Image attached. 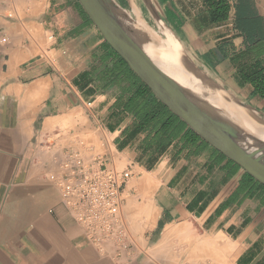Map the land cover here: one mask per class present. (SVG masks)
Listing matches in <instances>:
<instances>
[{"label": "crops", "instance_id": "crops-1", "mask_svg": "<svg viewBox=\"0 0 264 264\" xmlns=\"http://www.w3.org/2000/svg\"><path fill=\"white\" fill-rule=\"evenodd\" d=\"M13 1L0 0V264H264V185L202 138L174 141L160 155L139 146L143 135L124 143L133 117L115 104L119 87L99 75L97 57L112 54L78 1L46 0L36 17L18 22L5 14ZM153 2L199 68L264 113V98L232 62L246 49L237 13L264 27V0H227L221 21L202 0ZM88 134H111L118 162L132 171L122 213L135 247L125 263L86 242L44 174ZM107 142L94 157L115 163ZM145 172L155 182L149 196Z\"/></svg>", "mask_w": 264, "mask_h": 264}, {"label": "water", "instance_id": "water-1", "mask_svg": "<svg viewBox=\"0 0 264 264\" xmlns=\"http://www.w3.org/2000/svg\"><path fill=\"white\" fill-rule=\"evenodd\" d=\"M77 1L103 39L158 100L200 138L264 185V132L223 116L187 93L168 73L164 60L152 52L137 32L135 18L119 0ZM191 61V64L202 70ZM231 93L251 111L262 113Z\"/></svg>", "mask_w": 264, "mask_h": 264}, {"label": "trees", "instance_id": "trees-1", "mask_svg": "<svg viewBox=\"0 0 264 264\" xmlns=\"http://www.w3.org/2000/svg\"><path fill=\"white\" fill-rule=\"evenodd\" d=\"M202 1L207 5L213 21L227 19L229 13L227 0ZM236 23L239 32L245 36L246 49L233 56L232 62L236 65L241 77L253 85V93L264 98V27L262 21L257 16L250 17L237 13ZM103 46V50L105 51L106 46L112 55L105 57L104 53L99 58L97 57L99 65L103 67L99 75L105 77L107 85L119 87V95L115 104L133 117L131 129L126 134L124 143L143 135L139 146L143 150H151L160 155L174 141L189 145L201 139L155 97L151 89L140 80L105 40H103ZM123 142L119 143V147ZM219 154L224 157L221 153ZM231 163L239 167L235 162L231 161ZM246 175L254 180L247 172Z\"/></svg>", "mask_w": 264, "mask_h": 264}, {"label": "built area", "instance_id": "built-area-1", "mask_svg": "<svg viewBox=\"0 0 264 264\" xmlns=\"http://www.w3.org/2000/svg\"><path fill=\"white\" fill-rule=\"evenodd\" d=\"M44 174L58 187L60 204L79 226L86 242L117 263L128 262L135 244L122 205L123 189L132 171L66 148L54 157L52 167Z\"/></svg>", "mask_w": 264, "mask_h": 264}, {"label": "bare ground", "instance_id": "bare-ground-1", "mask_svg": "<svg viewBox=\"0 0 264 264\" xmlns=\"http://www.w3.org/2000/svg\"><path fill=\"white\" fill-rule=\"evenodd\" d=\"M150 14L157 16L158 22L161 25V33L167 40L156 38L153 29L145 23L140 24L135 21V28L142 38L147 42L152 52L161 57L167 67L171 77L179 83V85L192 96L200 99L205 104L222 114L223 116L249 128L264 132V119L260 118L255 112L244 106L230 91L223 88L216 81L211 79L205 72L195 67L189 61L185 64L179 56L182 46L172 36L164 23L159 19L156 7L153 8V0H144ZM132 5L131 11L141 17L139 8L135 0H130ZM46 0H36L33 3V13H37L44 8ZM140 20V19H139ZM140 26H137V25ZM101 145V144H100ZM100 147V146H99ZM139 179L142 182L144 195L151 194L155 182L152 173H146ZM146 218L149 213H146Z\"/></svg>", "mask_w": 264, "mask_h": 264}, {"label": "rangeland", "instance_id": "rangeland-1", "mask_svg": "<svg viewBox=\"0 0 264 264\" xmlns=\"http://www.w3.org/2000/svg\"><path fill=\"white\" fill-rule=\"evenodd\" d=\"M34 1L35 0H14L13 3H12L13 5H10V7H8V10L5 11V14L7 16H9V18L11 20L15 21V22L24 21L27 18L32 19V18L36 17L41 12V10L39 12H37V13H33L32 12V4L34 3ZM119 1L130 11L132 16L135 18V21L138 20L139 23L142 24V25L147 23L153 29L154 34H157V35H155L156 38L158 36L157 39L160 38L161 40H167L166 37L161 33V29H159L158 26L156 25V22L154 21L155 18L149 13V11L147 9L148 7L145 4L144 0H135V3L137 5V7L139 8V10H141L140 11L141 17L135 15L131 11L132 5L130 4V0H119ZM13 6H14V8H13ZM25 7H29V9L28 10H25V9L23 10V8H25ZM44 8H45V6H44ZM153 8H155V5H153ZM43 9H42V11H43ZM137 26H140V25L138 24ZM179 56L182 58L181 60L183 61L182 62L183 64L187 63L188 61H191L190 60L191 59L190 55L188 54V52L185 50V48L183 46L181 48V52H180ZM257 115L260 118L264 119V114L263 113H257ZM76 136H77V134L72 135L68 139V141H76ZM111 138H112L111 134H108L107 136H105V139H106V141H108L107 143L109 144V147L112 150V153H115L114 156H115L116 166L118 168H122L124 166V164L118 162V157H116L117 156L116 155V150H115L114 146L112 145V142L110 141ZM105 139L103 137H101L100 135L98 137H96L94 135H91V134L81 136V141L82 142H81V145H79L77 147V149L85 157H92V156H95L96 154H103V153H105L108 150V146L106 144ZM62 144L65 145V146H70L71 145V143L69 144L67 142V140H64ZM63 145H61L60 148H62ZM92 147H94V148H92ZM143 194H144V192H143ZM149 195L150 194H146L145 196H149ZM99 255H101V254H99Z\"/></svg>", "mask_w": 264, "mask_h": 264}]
</instances>
